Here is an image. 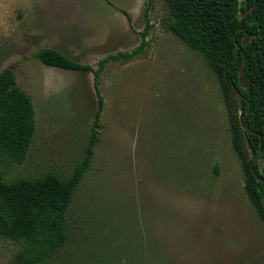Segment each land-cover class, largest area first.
I'll return each instance as SVG.
<instances>
[{"label":"rangeland","instance_id":"rangeland-1","mask_svg":"<svg viewBox=\"0 0 264 264\" xmlns=\"http://www.w3.org/2000/svg\"><path fill=\"white\" fill-rule=\"evenodd\" d=\"M146 4L0 0V73L14 72L36 112L29 156L7 180L68 177L91 142L93 72L47 67L37 51L97 69L141 44ZM149 19L148 56L102 74L100 141L68 210V244L48 264H264V222L245 191L230 97L202 55L169 31L165 0ZM21 250L0 238V264H19Z\"/></svg>","mask_w":264,"mask_h":264},{"label":"trees","instance_id":"trees-1","mask_svg":"<svg viewBox=\"0 0 264 264\" xmlns=\"http://www.w3.org/2000/svg\"><path fill=\"white\" fill-rule=\"evenodd\" d=\"M154 1L147 0L141 44L132 52L103 58L97 69L80 64L54 48L36 53L47 67L94 74L98 102L91 142L87 157L68 177L51 172L38 177L5 178V171L24 164L29 156L36 133V112L31 97L18 86L14 72L4 69L0 73V238L21 246L19 264L53 263L67 246L68 210L90 169L93 146L100 141L99 130L103 128L102 74L111 62L129 64L148 56V35L153 28L149 13ZM165 3L173 17L169 31L202 55L230 97L236 114L231 119L233 146L243 165L245 191L264 222V0H165ZM246 37L250 39L244 47ZM244 61L246 88H242L237 73ZM236 88L243 97L241 117ZM259 151L260 163L255 170L263 183L257 181L252 171Z\"/></svg>","mask_w":264,"mask_h":264},{"label":"water","instance_id":"water-1","mask_svg":"<svg viewBox=\"0 0 264 264\" xmlns=\"http://www.w3.org/2000/svg\"><path fill=\"white\" fill-rule=\"evenodd\" d=\"M240 1L244 2L245 0H240ZM253 10H254V8L251 9V11H253ZM247 14L248 13H245L244 16H247ZM249 39H250L249 37L245 38L244 43H243L244 47H246L249 44ZM238 48L240 49L241 47L238 46ZM244 67H245V61L242 64V66L240 67V69H238V71H237V73L240 75V83H241L242 88H246V85H247L246 75L244 74ZM235 93H236V96H237L239 110L241 112L243 110V107H242L243 97H242L241 93L239 92V90L237 88L235 89ZM245 137H246L247 142H248L249 140H248V136H247L246 133H245ZM248 144H249V142H248ZM260 157H261V152L259 151L258 154H257V157H256V159L254 161V165L252 167V171L255 174V177H256L257 181L263 183V179L256 173V170H255V165H258L260 163ZM263 205H264V198H263Z\"/></svg>","mask_w":264,"mask_h":264}]
</instances>
